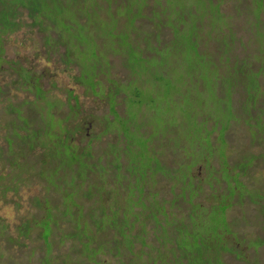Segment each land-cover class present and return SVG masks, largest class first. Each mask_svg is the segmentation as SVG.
I'll return each mask as SVG.
<instances>
[{
    "label": "trees",
    "instance_id": "1",
    "mask_svg": "<svg viewBox=\"0 0 264 264\" xmlns=\"http://www.w3.org/2000/svg\"><path fill=\"white\" fill-rule=\"evenodd\" d=\"M229 1L233 4V15H225L221 10L224 4H220L214 19L205 22L203 16L197 15L186 29L187 22L183 15L174 16L173 20L161 16L159 6H164L167 0H147L145 3L150 4L152 10L158 11L160 17L158 21L146 16L149 10L146 8L143 10V2L141 13L133 15L137 3L129 4L127 0H0V51L3 47V36L19 30L25 24V19L21 17L24 13L30 25L44 29L43 42L48 47V53L53 49V43L65 42L67 59L74 58L80 68L79 75L74 77L76 81L90 88L88 79L89 75L93 74L95 95L105 94L102 86L97 88L100 84L104 86L107 84L109 90H116L113 104L108 98L100 99L101 103L107 104L106 109L113 117L108 118L102 113L97 115L96 119L97 121L110 119L105 132L115 134L117 139H109V142H113L109 143V147L118 143L122 150L129 153L128 155L132 157L131 164L134 168L140 169L139 173L136 172L137 178H141V184H144L140 187L138 199L132 197L125 201L127 198L124 199L119 191L110 187L109 169L113 170L115 165L112 154L106 157L107 163L100 162V155L97 160H93V166L87 161L96 151L91 148L90 142L105 134L102 129L94 137L84 133L89 137L88 147L82 146L80 151L77 150L78 145L66 141L69 137L75 136L72 131H67L63 136L56 134V138L51 140V146L47 145L50 139L47 143L40 142L43 147L37 154L30 151L32 140H24L17 145L7 144L4 149L7 156L4 158L0 152V160H8L12 169L8 174H0V199L9 195L21 197L20 186L27 181L36 182L43 188H49L54 184V191L63 201L61 195L63 188L55 182L45 184L41 174L34 171L45 166L48 177L55 180L60 178L58 174L61 172V164L57 159L61 153L64 154V150L69 153L68 163L71 166L75 165L72 174H76L77 177L73 180L79 187L91 190L97 188L96 180L99 182L101 180V183L109 186L110 191L105 195L98 193V197L94 199L96 203L83 209V203L75 196L74 185L70 184L68 188H73V191H69L72 199L69 211H65V206L59 201L51 206L52 201L49 200L47 193L44 196H35L36 204L40 206L38 216L30 214L25 221L20 222L17 234L12 238L5 234V240L9 243L17 242L20 246L23 244V241L20 242L21 238H28L32 231L37 230L44 240L45 251L48 253V257L44 258L51 259L49 255L53 257L52 243L63 242L60 237L63 229H60L57 219L69 217L74 229L66 228L68 231L66 238L82 240L78 251L80 264H264V186L253 187L244 182L249 172L246 176L244 174L260 157L241 151L229 162L227 146L224 152L216 149L221 140L225 141L223 133L229 127L232 112L239 118L250 116L252 113L253 121L263 120L261 115H264V104L261 105L259 102L258 82L259 76L264 72V0H246L245 12L238 8L240 0ZM115 6L118 7V12L114 10ZM250 6L254 7L253 11L249 9ZM219 15L225 19L219 18ZM244 15L247 35L239 37L233 26L232 16H240L242 19ZM218 19L222 24L226 20L232 21L226 25L228 31L225 35L233 36L241 46L254 45L256 49L254 57L246 51L243 52L240 45L238 47L230 42L222 43L215 38V32L220 31L222 25L215 24ZM248 21L251 22V26ZM95 30L99 35L108 38L109 48L114 52L120 48L118 44L120 41L117 42L115 39H126V47L119 51L123 58L121 64L126 69L124 76H117L111 70L114 65H120L117 59L110 61L109 67L108 63H103L102 57L107 56L101 52L100 46L105 42L98 41V38L103 37H98ZM164 31L168 35L161 39ZM167 44H170L169 50L160 53L159 50ZM127 45L141 49L139 59L150 62L147 69L141 70L139 63L136 61L131 63L132 60H129L133 72L130 70L127 62V59H130ZM233 48H237L238 54L240 52L244 54V59L240 61L236 54L239 60L235 69L223 71L216 65L217 68L211 75L206 58L209 57L213 61L217 53L226 52L230 59L234 57L231 55ZM64 63L66 68L71 66L67 62ZM84 65L87 66L85 73L81 71ZM105 66L107 73L103 72ZM27 76L31 78L30 83H34L32 87L39 88L37 103L49 97L48 92L40 87L38 76L29 73ZM227 77L232 81L225 85ZM121 81H124L125 85L129 82L131 87L128 85L127 88L126 86L123 88ZM55 86L56 83L53 82L48 90ZM240 87L244 88L243 98L238 96ZM150 89L155 91L151 93ZM191 91L193 98L187 95ZM74 97L77 107H80L77 96ZM249 97L253 98L252 103H248ZM120 109L124 110L122 117L119 116ZM16 113L18 114V111ZM49 113L53 118L54 112L49 110ZM152 114L155 121H149ZM219 114H224L227 118L217 120ZM19 118L22 119L20 116ZM31 119L35 124L38 121L33 117ZM118 119V122H114ZM48 122L52 126V120ZM116 125L121 128L120 131H114ZM216 127L223 128V133L216 130ZM209 128L217 132L216 144H212L209 136L212 131ZM81 133L75 137H79ZM164 137L167 144L174 141L172 138L174 137L181 149L185 147L184 138H189L192 153L204 158L207 166L202 170L194 169L192 166L195 163L192 162L182 165L184 172L179 181H191L195 185L194 193L185 190L182 183L174 179V175L178 174L175 162L163 161L162 157H167L161 149ZM9 142L16 143L11 139ZM14 148L16 152L13 154ZM82 151H88L85 152L84 160L81 156L84 155ZM136 151H140V155H136ZM178 154L183 156L182 151ZM214 154L220 156L219 161L236 164L241 168L240 177H236L239 185L234 192L230 191L233 184L231 179L218 178L220 180L218 186L220 184L224 192H228L224 199L216 197L206 182L209 169L214 168L210 162V156ZM29 157L34 158L30 168L29 164H26ZM147 158L149 160L144 162ZM79 162L83 165L80 166ZM80 168H83L84 172H80ZM42 169L45 170L44 167ZM87 172L95 174L96 186H91V180L88 179L90 176H86ZM43 175L45 177V172ZM241 175L244 178H241ZM135 176L131 179L132 182ZM163 179L165 183L156 187ZM212 186L217 187L215 184ZM159 189L163 194L157 199L154 195ZM173 193L178 194L172 196ZM89 194L90 192L86 195ZM247 203L250 204V211L246 210ZM125 207L127 211H124ZM205 208H212L211 212L214 216H219L218 219L210 220ZM110 209L113 210V214L110 213ZM80 210L84 217L92 212L102 216L103 223L98 228L93 225V229L86 234L88 240L77 234L79 223L76 212ZM233 210L236 212L233 213ZM105 214L107 217H104ZM41 218H46V221H39ZM88 221L90 220L83 222L87 228ZM211 224L213 228H209ZM0 227L4 228L1 222ZM153 227L157 230L156 237L151 234L143 235V230L147 231ZM161 227L163 229L160 231ZM195 230H204L209 235L204 237L203 241ZM3 234L4 232L0 234V238ZM175 236L179 237L178 248L167 243L169 241L174 244ZM198 242L205 243L199 248L196 244ZM83 244L90 253L88 258L84 255ZM136 244L139 247H136ZM147 245L150 248H147ZM1 252L0 248V255ZM62 260L66 264L64 256Z\"/></svg>",
    "mask_w": 264,
    "mask_h": 264
},
{
    "label": "rangeland",
    "instance_id": "2",
    "mask_svg": "<svg viewBox=\"0 0 264 264\" xmlns=\"http://www.w3.org/2000/svg\"><path fill=\"white\" fill-rule=\"evenodd\" d=\"M129 4H132L134 2L137 3V7L135 8L133 15H138L141 13V3L143 2V10L145 8L149 10L148 13H146V16L151 18V20H159V13L158 11L152 10V6L150 4H145L147 0H127ZM169 1V2H168ZM240 6L238 7L239 10L242 12H245L244 6L247 3L246 0H240ZM220 4H224L221 7V10L225 12V15H233V4L229 0H167L166 4L164 6H159V11L161 13V16L165 17L166 19L173 20L174 16H178L179 14L184 16L185 21L187 22L186 29L190 22L194 20V17L199 15L203 16L204 21L214 19V17L217 15L218 6ZM249 9L251 11L254 10L253 6H250ZM114 10L118 12V7L115 6ZM230 15V16H231ZM21 17L25 19V24L21 26L19 30H15L13 32L7 33L3 36V47L1 53L2 59H0V152L1 156L6 158V154L4 152L5 147L7 144L11 145H17L23 143L24 140H29L32 142L30 151L33 154H37L42 150L43 145L40 143H47L48 139V146H51V140L56 138L55 135L58 134L59 136H63L67 131H72L75 136H77L80 132L81 135L79 137H72L68 138L66 141H69L70 144L73 142L76 145L79 146L77 150L80 151L82 146L88 147L87 143L89 142V137L86 135H91L94 137L101 129L104 130V135L100 136V138L92 139L90 142L91 148L94 150L96 149L94 156H87L88 162L92 163L93 166V160H97L99 155L101 156L100 162L107 163L106 157L110 154L113 156V162L115 163L113 170L109 169V178H110V187L111 189H115L121 193L125 201H129L132 197L138 199V195L140 192V187L144 184H141V178H137L136 172L139 173L140 169L134 168V166L131 164L132 157H130L128 152L122 150L121 145L118 143L112 145L109 147L108 140L117 139L115 134H109L108 132H105V128L108 126L110 119L113 116L108 113V110L106 109L107 104L101 103L100 99L105 97V99H109L110 103L113 104L115 100V89L108 88L107 84L104 86L103 84H100L97 86H102L105 89V94H102V96L95 95L93 91V74L89 75L88 79V85H84L83 83H80L74 79L75 76L79 75L80 68L77 62L74 61V58L72 60H68L65 55V42L60 43H53V49H50V53H48L47 49L48 47L43 42L45 41V31L41 27H35L29 24V20L26 19L25 14L22 13ZM234 20V27L236 29V32L239 37L244 36L246 34L245 32V22H246V16L241 19L240 16H232ZM219 18L225 19L222 15H219ZM123 21V18L121 22ZM229 22L232 23L230 20ZM227 20L222 24L220 23V19L215 21V24H222L220 25L221 30L216 31L214 36L222 43L224 42H230L232 45H237L239 47V41L233 38V36L225 35L228 31V25L229 23ZM248 24L251 26V22L248 21ZM117 31V30H116ZM203 33V30L202 32ZM95 34L100 37L102 35L98 34V31L95 30ZM168 34H165V31L161 34V39L166 38ZM231 35V34H230ZM247 35V34H246ZM146 36V34H145ZM103 37V36H102ZM102 40L105 42L104 45H101V52L106 54V58L102 57L103 63H108V67L110 64V61H115L116 59L119 61V66L114 65L111 70L112 72L117 76H124L125 75V68L121 64V54L119 53L120 49L123 47H126L125 41L126 39L122 38H116L115 40L119 42L120 48H118L115 52L110 50L109 44H108V38L103 37V39L98 38V41ZM145 40V39H144ZM107 42V43H106ZM169 45L167 44L165 47L161 48L159 50L160 53H163L167 50H169ZM240 47L243 49V52H248V54L251 57L255 56V47L254 45H240ZM114 49V48H113ZM141 49L139 47H131L127 45V53L130 56V59H127V62L132 60L131 63L136 61L139 63V67L141 70L147 69L150 62H147L146 60H140L139 59V53ZM237 51V48H233L231 50V55H234V57H231L228 59L226 52H219L217 53L213 61L207 57L206 63L209 67L208 71H210V74L212 75L214 71L216 70V65H218L223 71L225 70H231L235 69L237 66V60L240 59L243 60L245 55ZM120 54V55H119ZM239 56L236 58V55ZM77 57V56H76ZM107 59V61H106ZM143 59V57H142ZM158 59V57L156 58ZM205 60V59H204ZM141 61V62H140ZM203 61V60H202ZM67 62L69 65H71L69 68H66L65 63ZM204 64V61H203ZM102 65V64H100ZM205 65V64H204ZM107 66V65H106ZM106 66L104 68L103 72H106ZM86 67L83 66L82 72H86ZM21 68V69H20ZM130 65V70L133 72ZM27 70L28 72H25ZM140 70V71H141ZM38 76L39 77V85L43 89V91H47L49 97L43 98V100H40L37 103V95L39 88H33L34 83H30L31 78L27 76V74ZM107 73V72H106ZM110 73V71H109ZM209 76V75H208ZM35 80V78H34ZM232 79L230 77H227V80L225 79V85L229 84ZM56 83L55 87H51V90H48L49 86L52 83ZM36 83V81H35ZM121 84L123 88L129 85L131 87V84L129 82L127 85L124 84V81H121ZM259 97H260V104H264V72L261 73L259 76ZM117 87V86H116ZM153 86H151L152 88ZM96 88V89H97ZM93 91V93H92ZM155 90L150 89V92L153 93ZM244 88L240 87L239 89V98H243L245 96L244 94ZM77 96L78 104L80 107H75V101L74 96ZM187 95L191 96L193 98L192 91L189 92ZM253 98H248V103H252ZM37 104V105H36ZM49 110H52L54 113V117L52 118L50 116ZM18 111L19 116L22 118L20 119L18 114L16 113ZM123 112L120 109L119 116H123ZM104 113L105 116H107L108 121L106 118H104L102 121H97L96 116ZM94 116V117H93ZM262 122L260 120H252L251 117H254V115L246 116L243 118H239L237 114H230V124L228 129H223L221 127H216V130L222 132L224 130V139L225 141H220L216 149L219 151L225 150V146H227V155H230L228 158L229 162L233 159L236 154H239L241 151L250 152L254 156L260 157L258 160H256L254 163L255 165L247 170V173L244 175L246 176L249 172V174L244 179V182L248 186L253 187H263L264 186V115ZM31 117L37 119V123L35 124ZM227 118L224 114H219V118L217 120H224ZM42 119V122H40ZM155 117L150 115L149 121H155ZM53 122L52 126L51 123L48 121ZM124 120V119H123ZM29 121V123L27 122ZM118 120H114V122H118ZM40 123V125H39ZM68 129V130H67ZM260 129V130H257ZM121 128L119 126L114 127V131H120ZM212 133L209 135L212 141V144L217 143V132L215 129L209 128ZM254 130V131H253ZM257 130V131H256ZM84 133L86 135H84ZM255 133V135H254ZM188 133H185L187 135ZM73 135V134H72ZM255 136V137H254ZM37 137V138H36ZM174 141L166 142V138H162L163 146L161 147L162 152L167 157H162L163 161L165 163H174L176 164V170L178 174L174 175V179L178 180L181 178L183 170V163H190L192 162L194 165L192 166L194 169L202 170L205 166L204 158H201V155L192 153V147L191 142L189 138H184L183 142L185 143L184 148H180L181 146L177 145L176 139L172 137ZM9 139L12 141H15L16 143H10ZM221 139V138H220ZM156 138L153 139V143L155 142ZM172 140V139H171ZM20 141V142H19ZM62 142V140L60 141ZM166 142V143H164ZM175 145H174V143ZM67 143V142H66ZM181 143V142H179ZM68 144V143H67ZM183 145V144H181ZM103 149V150H102ZM107 149L108 151H105ZM3 150V151H2ZM13 154L16 152V148L13 150ZM179 151L183 152V156L179 155ZM63 153L59 155V158L57 159L61 164V172L58 174L61 176L58 179H51L48 177V174L46 172V167L41 166L39 169H36L35 173H40L43 177V182L45 184L53 182L57 183L60 187L63 188V191L61 192V195H63V201L62 198L58 193H56L55 187L51 185L49 188H43V186L38 185L36 182H27L25 181L20 186V195L21 197L16 198L12 195H9L3 199H0V222L3 224V227H0V234L4 232L3 236L0 238V248H1V255H0V264H64L62 260V256H64V260L66 264H80L81 258L78 255V251L81 247L82 240L77 239H70L66 238L67 232L66 228L74 229L73 223L70 222V218H58L57 222L59 224L60 229H63L60 233V237L63 239L62 243L54 242L52 243V254L49 255L51 259L45 260V258L48 257V253L45 251V244L44 240L42 239L39 232L32 231L28 238H21L20 242L23 241V244L19 246V243H9L7 240H5V234L9 237H14L18 229L20 228V222L25 221L30 214L38 216L40 206L36 204V201L34 199L35 196H44L47 193V196L51 202V206L55 205L59 202L63 203L65 206V211H69V206L71 205V193L69 191H73V188L75 187L74 193L76 194V198H79V200L83 203V209H86V206H91L94 203L95 197H98V193L105 195L108 194L110 191L109 186L107 184L104 185V183H101L98 180L97 182V188H92L91 190L85 189V187L81 188L77 185V183L73 180L76 178V174H72L75 169V165L71 166L68 162L69 160V153L64 150ZM84 151H82L83 153ZM88 152V151H85ZM83 153L82 159L84 160V157L86 156V153ZM140 151H136V155H140ZM209 153V152H208ZM141 158V157H140ZM220 156L217 154H214L213 156H210V162L213 164L214 168L209 169V173L206 176V182L210 187V190L213 191V193L216 194V197L219 199H224V195H228V192H224V188L221 187V185L218 183L220 180L219 177H223L225 179H231L233 181V184L230 186V191L234 192L239 183L236 179V177H240V167L239 165H232L223 161H219ZM142 159V158H141ZM256 159V158H255ZM149 158L145 159L144 162H147ZM177 160V161H175ZM34 161L33 157H29L26 161V164H29V168L32 166V162ZM122 161V162H121ZM84 162V161H83ZM177 162V163H176ZM80 166L83 165L82 162H79ZM25 164H21V166H24ZM218 166V167H217ZM45 168L42 169V168ZM85 167V162H84ZM83 167V168H84ZM138 167V164L136 165ZM212 167V166H211ZM80 168V172H84V169ZM12 169V165L8 160H0V174H8L9 170ZM137 170V171H136ZM71 171V172H70ZM45 172V177H44ZM70 172V173H69ZM204 172H202V176H204ZM93 172H87L86 176H90L88 179L91 180V186L95 185V177L92 175ZM136 175V176H135ZM200 175V174H198ZM134 178V181L132 182L131 179ZM131 177V178H130ZM217 177V178H216ZM45 178V179H44ZM241 178L242 177L241 175ZM130 180V181H129ZM151 181V180H150ZM165 183V180L159 181L157 183V186L159 184ZM181 182L182 186L186 189H188L189 192L195 191V185L190 181L186 180L185 182ZM94 183V184H93ZM148 184L150 182H147ZM44 184V185H45ZM70 184H73V188H68ZM192 184V185H191ZM212 184L217 185L215 188L212 186ZM47 186V185H45ZM96 186V185H95ZM87 187V186H86ZM250 188V187H249ZM48 189V190H47ZM47 190V192H46ZM67 191V192H66ZM88 192H90L89 195H86ZM179 193V191H178ZM172 194V196L177 195ZM162 191L160 189L155 193V198L159 199L160 196H162ZM150 198L153 199L152 195H150ZM203 201L205 199H202ZM167 204V203H166ZM165 204V205H166ZM248 211L250 208V204L247 203L245 205ZM43 206L41 205V208ZM254 207V205H253ZM92 209H94V206H92ZM124 211L126 210V207L123 208ZM206 212H208L209 219H214L216 221L218 219L217 216H214L213 212H211L212 208H205ZM79 210V209H78ZM250 211V210H249ZM233 213L236 212V210L232 211ZM110 213L113 214V210L110 209ZM165 213H167V209L165 210ZM77 214V221L79 223V227L77 228L78 235L86 237V240L89 239L88 236H86L87 233H89L93 229V225L98 228L99 225L103 223L102 216H100L97 213H88L85 217L82 215V210L76 212ZM211 216H214L211 218ZM104 217H107L105 214ZM217 217V218H215ZM168 217H166L167 219ZM89 219L87 228L86 224L83 222ZM169 219V218H168ZM167 219V220H168ZM39 221H46V218H41ZM44 228V227H43ZM209 228H213L212 224L209 225ZM90 229V230H89ZM160 231L163 229V227L159 228ZM207 229V228H206ZM89 230V231H88ZM208 230V229H207ZM203 231V232H202ZM197 232L199 238L207 237L209 234H206L204 230H195ZM145 234H151L154 237L157 236V230L156 227H153L151 229H147V231L143 230V235ZM178 238L177 236L174 237V244L169 243L171 247L178 248ZM83 240V241H86ZM204 241V239H203ZM205 242L201 243L198 242V247L201 248ZM167 245V244H166ZM83 252L85 250L84 255L86 258L89 257L90 253L85 246V244L82 245ZM136 247H139V245L136 244ZM147 248L148 245L146 246ZM45 257V258H44ZM237 260H234L236 262Z\"/></svg>",
    "mask_w": 264,
    "mask_h": 264
},
{
    "label": "flooded vegetation",
    "instance_id": "3",
    "mask_svg": "<svg viewBox=\"0 0 264 264\" xmlns=\"http://www.w3.org/2000/svg\"><path fill=\"white\" fill-rule=\"evenodd\" d=\"M75 107H77L76 103H75Z\"/></svg>",
    "mask_w": 264,
    "mask_h": 264
}]
</instances>
